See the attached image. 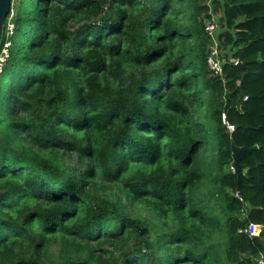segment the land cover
I'll list each match as a JSON object with an SVG mask.
<instances>
[{"label": "trees", "instance_id": "trees-1", "mask_svg": "<svg viewBox=\"0 0 264 264\" xmlns=\"http://www.w3.org/2000/svg\"><path fill=\"white\" fill-rule=\"evenodd\" d=\"M7 41L0 264L264 260V0H21Z\"/></svg>", "mask_w": 264, "mask_h": 264}, {"label": "built area", "instance_id": "built-area-1", "mask_svg": "<svg viewBox=\"0 0 264 264\" xmlns=\"http://www.w3.org/2000/svg\"><path fill=\"white\" fill-rule=\"evenodd\" d=\"M8 23V22H7ZM6 30H7V37H9V31H12L11 28H8V25L6 24ZM218 31H219V25L216 22V20H213L211 22L206 23V33L208 34L210 38V51H209V57L207 60L208 68L211 72H213L216 76H223V67H224V59H223V51L220 49L219 41H218ZM11 45L10 41H7L5 44L2 45L1 51H0V76L3 73L5 63L4 56H9L8 48ZM233 62V61H232ZM236 65L238 63H235ZM223 123L227 126L230 133H233L235 131V128L231 126L226 118V115L223 116ZM241 233L249 234L251 237L259 236L261 233V230L257 226H251L245 231H241ZM259 264H264V261H260Z\"/></svg>", "mask_w": 264, "mask_h": 264}, {"label": "water", "instance_id": "water-1", "mask_svg": "<svg viewBox=\"0 0 264 264\" xmlns=\"http://www.w3.org/2000/svg\"><path fill=\"white\" fill-rule=\"evenodd\" d=\"M12 9V0H0V51L4 42L5 30L7 20L10 16ZM242 70H247V72L243 75V79L246 75L249 74V68L246 64L238 63L237 64ZM232 155H233V169L235 174L238 177V190L240 191L243 185V168H242V160L246 157L247 154L253 155L257 165H260V160L258 157V149H240L234 143H232Z\"/></svg>", "mask_w": 264, "mask_h": 264}, {"label": "rangeland", "instance_id": "rangeland-1", "mask_svg": "<svg viewBox=\"0 0 264 264\" xmlns=\"http://www.w3.org/2000/svg\"><path fill=\"white\" fill-rule=\"evenodd\" d=\"M20 2H21V0H14L15 10L12 12V16L9 18L8 23H7L8 28H11V30H12V31H9L8 32L10 38L13 36V33H14V20H15L16 14H17V9L20 7ZM217 21H218V23H220L219 22V18H217ZM221 32H222V29H221V26H220L219 27V31H218V35ZM10 48H11V45L8 48L9 56L8 55L7 56H4V60L6 61V63H7V61L10 58ZM6 63H5V65H6Z\"/></svg>", "mask_w": 264, "mask_h": 264}, {"label": "clouds", "instance_id": "clouds-1", "mask_svg": "<svg viewBox=\"0 0 264 264\" xmlns=\"http://www.w3.org/2000/svg\"><path fill=\"white\" fill-rule=\"evenodd\" d=\"M5 32H6V30H5ZM263 260V259H262ZM262 260H260V261H262ZM264 261V260H263Z\"/></svg>", "mask_w": 264, "mask_h": 264}]
</instances>
